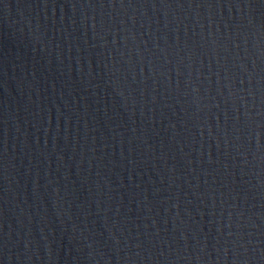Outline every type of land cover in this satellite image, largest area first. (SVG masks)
I'll use <instances>...</instances> for the list:
<instances>
[{
	"label": "water",
	"instance_id": "95a60500",
	"mask_svg": "<svg viewBox=\"0 0 264 264\" xmlns=\"http://www.w3.org/2000/svg\"><path fill=\"white\" fill-rule=\"evenodd\" d=\"M0 264H264V0H0Z\"/></svg>",
	"mask_w": 264,
	"mask_h": 264
}]
</instances>
